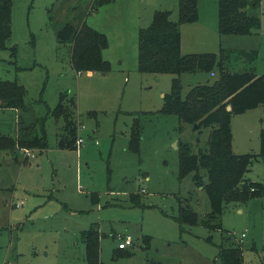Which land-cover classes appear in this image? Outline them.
Returning a JSON list of instances; mask_svg holds the SVG:
<instances>
[{"label": "rangeland", "instance_id": "374dc122", "mask_svg": "<svg viewBox=\"0 0 264 264\" xmlns=\"http://www.w3.org/2000/svg\"><path fill=\"white\" fill-rule=\"evenodd\" d=\"M178 1L111 0L92 7L93 0H12V33L0 46V78L25 86L24 114L28 120L42 118L38 129L44 127L48 147L28 148L34 156L22 149L0 154V264H88L82 232L91 227L100 233L103 264H223L219 248L230 244L242 247L243 264L264 259V193L227 201L217 219L204 224L212 210L207 170L200 169L201 183L196 172L181 177L179 147L188 142L193 152L207 149L212 127L161 111L176 74L138 69L139 30L158 9L171 10L178 20ZM198 11L206 27L181 24L183 53L192 47L186 33L199 31L196 39L204 43L191 51L219 54L221 46L240 43L259 49L254 65L264 73V0L254 10L261 20L257 34L221 37L214 23L216 39L207 44L218 0H198ZM84 22L107 38L103 69L78 70L74 42L58 39L65 24ZM234 57L228 66L242 68ZM219 76L218 67L183 72L182 94ZM61 94L70 108L73 97L76 101L80 124L71 148L57 143L71 123L50 114ZM19 112L0 108V133H17ZM135 119L142 132L137 151L130 148ZM263 133L261 105L232 116L233 151L256 154L245 173L248 181L264 183ZM181 203L198 213L197 224L180 226L175 216ZM128 234L134 243L120 249ZM144 235L151 236L149 242Z\"/></svg>", "mask_w": 264, "mask_h": 264}, {"label": "trees", "instance_id": "16d2710c", "mask_svg": "<svg viewBox=\"0 0 264 264\" xmlns=\"http://www.w3.org/2000/svg\"><path fill=\"white\" fill-rule=\"evenodd\" d=\"M111 0H93L92 7ZM261 0H218V29L220 34H253L261 25L258 14L254 12ZM178 20L171 18V10H155L151 23L139 30L138 69L142 72H169L176 76L172 79L171 91L164 96L162 112L178 115L181 121L196 123L197 127L211 126L208 148L193 152L188 142L179 147V175L182 177L196 172L194 178L201 183L200 169L205 168L208 192L212 210L206 215L217 219L224 204L243 194H263L264 183L248 181L246 171L250 169L254 153L237 154L232 148V116L257 106L264 109V73L257 74L255 61L259 55L256 48L233 49L221 46L220 53L181 51V24L198 19V0L178 1ZM12 33V0H0V46L5 47ZM60 41L74 42L73 64L78 70H97L106 67L107 62L101 55V48L107 46L104 33L84 22L75 27L65 24L58 31ZM234 57L245 65L232 69L229 62ZM220 70V76L213 83L197 84L182 94L180 74L183 72ZM27 90L18 80L0 78V108H13L19 113V126L15 135L0 133V154L11 150L48 147L44 127L38 129L42 118L36 116L28 120L24 114ZM228 105L231 106L228 109ZM75 97L71 108L60 95L58 104L50 110L56 119L61 116L71 123L58 138V146L75 147L79 121L75 117ZM139 119H135L130 135V148L138 150L142 138ZM261 155L264 154V133L261 139ZM263 156V155H262ZM180 226L195 225L199 222L198 213L191 207L179 206L175 216ZM220 227V223H218ZM85 257L88 264H103L100 259V233L96 227L84 230ZM149 242L150 235H144ZM121 249V248H120ZM223 264H243V249L239 245H221L219 248ZM260 264H264V259Z\"/></svg>", "mask_w": 264, "mask_h": 264}, {"label": "crops", "instance_id": "0c3cea01", "mask_svg": "<svg viewBox=\"0 0 264 264\" xmlns=\"http://www.w3.org/2000/svg\"><path fill=\"white\" fill-rule=\"evenodd\" d=\"M200 21H201V16L199 15V17H198V19L197 20H195V21H193V22H188V23H190L189 25H191L192 23H196L195 24V26L194 27H196L197 25H199V26H201V27H206V25H201L200 24ZM214 23H216V29H218V14H217V17H215V15H214V17H212V23L210 24V25H208V29L211 31V33L208 35V38L205 40V42H206V44L209 42V41H214L215 39H216V31H215V26H214ZM210 27V28H209ZM197 32H199V31H197ZM197 32H191V31H189L188 33H186V35H188L189 33V35L186 37V42H187V46H189V45H191V42H190V39H191V41H192V47H187L188 48V50L190 51V52H186V53H192V52H196V51H191V50H196V49H198L203 43H204V40H202V39H199V40H197L196 39V33ZM204 33H205V31H203ZM218 33H219V35L221 36V37H225V38H228V37H230V36H246V35H254V34H257V33H253V34H246V35H239V34H220V32H219V29H218ZM183 36H184V34L182 33V41L184 40V38H183ZM199 42V47H196L197 45V43ZM228 47L229 48H233V49H245V47H243V45L242 44H240V43H238V45H228ZM250 49H253V48H249V49H246V50H250ZM258 51H259V49H258ZM256 62V61H255ZM255 64V63H254ZM255 70H256V66H255ZM257 73V72H256ZM257 74H259V73H257ZM262 74V73H261Z\"/></svg>", "mask_w": 264, "mask_h": 264}, {"label": "built area", "instance_id": "2783aa9c", "mask_svg": "<svg viewBox=\"0 0 264 264\" xmlns=\"http://www.w3.org/2000/svg\"><path fill=\"white\" fill-rule=\"evenodd\" d=\"M84 142L83 138H78L77 144H82ZM24 152H26L27 155L34 156V153H31V151L28 148H23ZM242 236H245V233H242ZM134 243V238L128 234L121 237L118 247L121 249H126L128 246L132 245Z\"/></svg>", "mask_w": 264, "mask_h": 264}, {"label": "water", "instance_id": "95a60500", "mask_svg": "<svg viewBox=\"0 0 264 264\" xmlns=\"http://www.w3.org/2000/svg\"><path fill=\"white\" fill-rule=\"evenodd\" d=\"M231 108V106L230 105H228V109H230Z\"/></svg>", "mask_w": 264, "mask_h": 264}]
</instances>
